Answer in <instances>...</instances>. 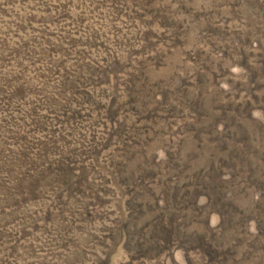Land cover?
<instances>
[{
	"label": "rangeland",
	"instance_id": "374dc122",
	"mask_svg": "<svg viewBox=\"0 0 264 264\" xmlns=\"http://www.w3.org/2000/svg\"><path fill=\"white\" fill-rule=\"evenodd\" d=\"M0 264H264V0H0Z\"/></svg>",
	"mask_w": 264,
	"mask_h": 264
},
{
	"label": "trees",
	"instance_id": "16d2710c",
	"mask_svg": "<svg viewBox=\"0 0 264 264\" xmlns=\"http://www.w3.org/2000/svg\"><path fill=\"white\" fill-rule=\"evenodd\" d=\"M156 226L159 227V231H160V233L163 231V232L166 233L167 236H170L171 234H173V231H172V230H170L168 227L164 226V225L161 224V223L158 224V225H156ZM160 240H161V242H165L162 238H160Z\"/></svg>",
	"mask_w": 264,
	"mask_h": 264
}]
</instances>
